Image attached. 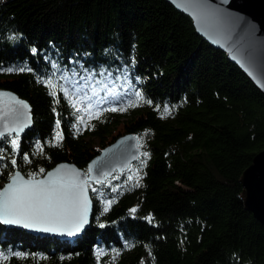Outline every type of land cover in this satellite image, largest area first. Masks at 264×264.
Masks as SVG:
<instances>
[{"label":"trees","instance_id":"trees-1","mask_svg":"<svg viewBox=\"0 0 264 264\" xmlns=\"http://www.w3.org/2000/svg\"><path fill=\"white\" fill-rule=\"evenodd\" d=\"M93 86L101 104L105 91L123 99L86 116L77 98ZM0 90L25 99L32 117L0 139V188L14 170H87L123 134L144 145L135 173L91 190V222L78 236L0 222L9 257L0 264H264V225L239 181L264 149L263 94L167 0H0Z\"/></svg>","mask_w":264,"mask_h":264},{"label":"water","instance_id":"water-1","mask_svg":"<svg viewBox=\"0 0 264 264\" xmlns=\"http://www.w3.org/2000/svg\"><path fill=\"white\" fill-rule=\"evenodd\" d=\"M167 1L178 11L188 15L196 32L210 44L223 50L227 57L250 78L264 97V0ZM0 93L4 94L0 95V131H4L5 124L9 128H16L17 124H22V130L19 132L12 131L5 135L22 134L32 124L29 103L12 91L0 90ZM15 100L23 101L28 107L22 109ZM143 147L137 135L123 134L91 158L87 170L80 169L73 163L59 162L43 175L35 176L36 180H47L48 173H53L55 177L57 169H61V175L68 174V169H75L79 173L80 181L87 180L85 185V195L89 201L87 223L79 231H74L73 235H68L63 229L44 230L50 227L49 225L28 228L23 224L0 222L41 235H54L65 239L78 236L89 226L93 214L94 201L88 183L103 182L113 173L124 171L139 158ZM89 167L92 168L91 172H88ZM16 173L25 180L30 178L20 170H14L1 186L0 191L11 183V177ZM239 181L242 185L241 198L245 209L252 212L253 216L264 225V149L253 156L251 163L241 172Z\"/></svg>","mask_w":264,"mask_h":264},{"label":"snow or ice","instance_id":"snow-or-ice-1","mask_svg":"<svg viewBox=\"0 0 264 264\" xmlns=\"http://www.w3.org/2000/svg\"><path fill=\"white\" fill-rule=\"evenodd\" d=\"M35 52V49H32ZM26 69L21 67L14 69L9 67L4 69L6 72L20 71ZM31 71V69H27ZM49 87H53L52 81H44ZM55 95V92L51 93ZM67 94V93H66ZM0 95H4L0 93ZM137 101L144 100L140 92L135 93ZM15 99V98H13ZM151 103L150 100L144 101ZM22 109L28 106L19 100H15ZM131 106V105H130ZM112 111L126 109H111ZM165 114H170L169 109L165 107ZM59 125V121H57ZM23 125L17 124L16 128H9L7 124L4 126V131H0V137L5 136V133L22 130ZM62 139V134L57 133V143ZM13 150L19 149V140L14 138L11 140ZM147 155V153L145 154ZM27 159V157H25ZM16 163L15 160L12 161ZM43 172V169H40ZM92 168L89 167L88 172ZM68 174L61 175V169H57V174L54 177L53 173H48L47 180H36L35 174H31L30 178L25 180L19 173L11 177L9 183L2 191H0V221L4 223L23 224L24 227L33 228L42 225H49L44 230L56 231L63 229L68 235H73L74 231H79L80 228L87 223V212L89 201L85 195V185L87 180L80 181L79 173L75 169H68ZM112 202H105V211ZM131 211L135 212V209ZM16 256H22L21 253H14ZM9 257L0 252V259L7 260Z\"/></svg>","mask_w":264,"mask_h":264},{"label":"rangeland","instance_id":"rangeland-1","mask_svg":"<svg viewBox=\"0 0 264 264\" xmlns=\"http://www.w3.org/2000/svg\"><path fill=\"white\" fill-rule=\"evenodd\" d=\"M91 90H94V94L93 95H89V94H81V95H79L78 96V98H77V101H78V105H79V107L81 108V110H82V112L84 113V114H86V115H90V114H94V113H96V112H98V110H100V108H101V102H100V94L98 93L99 91H98V89L97 88H95L94 86L91 88ZM105 92H107V91H105ZM119 127H117V129H118ZM91 143H92V146L93 147H96V148H99V145H100V141H99V139L98 138H92L91 139ZM101 148V147H100ZM143 153V152H142ZM142 153H141V155H142ZM140 155V156H141ZM139 159V158H138ZM137 159V160H138ZM136 160V161H137ZM136 161H134V162H136ZM133 162V163H134ZM133 163H131V165L133 164ZM130 165V166H131ZM129 166V167H130ZM128 167V168H129ZM132 167V169L131 170H129V172L127 173V174H129V173H135V171H136V167L135 166H131ZM127 168V169H128ZM126 170V169H125ZM115 174H116V172L115 173H113L110 177H108V178H106V179H110V183H112V180H113V178H114V176H115ZM115 180V179H114ZM113 180V181H114ZM88 185H89V189H90V192H91V190H94L95 188H96V185H98V183H93V182H89L88 183ZM90 195H91V193H90Z\"/></svg>","mask_w":264,"mask_h":264},{"label":"bare ground","instance_id":"bare-ground-1","mask_svg":"<svg viewBox=\"0 0 264 264\" xmlns=\"http://www.w3.org/2000/svg\"><path fill=\"white\" fill-rule=\"evenodd\" d=\"M105 96H107L109 99H110V102L113 103L116 99L117 100H121L123 99V95H118V94H115V93H109V91H107V94L104 93ZM115 97V98H114ZM90 191V189H89Z\"/></svg>","mask_w":264,"mask_h":264}]
</instances>
